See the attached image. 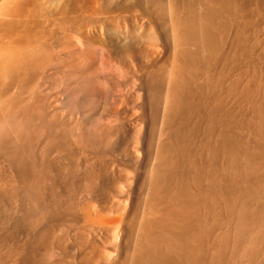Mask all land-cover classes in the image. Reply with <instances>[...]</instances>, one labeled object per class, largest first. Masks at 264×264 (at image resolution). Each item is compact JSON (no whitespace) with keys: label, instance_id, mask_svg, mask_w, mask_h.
I'll return each instance as SVG.
<instances>
[{"label":"rangeland","instance_id":"374dc122","mask_svg":"<svg viewBox=\"0 0 264 264\" xmlns=\"http://www.w3.org/2000/svg\"><path fill=\"white\" fill-rule=\"evenodd\" d=\"M6 8L19 19L6 23L0 118L74 202L25 231V181L0 158V264H132L149 222L180 226L176 201H153L167 167L169 199L199 205L207 257L224 247L227 264H247L242 248L258 239L264 256V220L242 231L229 205L264 213V0H0Z\"/></svg>","mask_w":264,"mask_h":264},{"label":"bare ground","instance_id":"6f19581e","mask_svg":"<svg viewBox=\"0 0 264 264\" xmlns=\"http://www.w3.org/2000/svg\"><path fill=\"white\" fill-rule=\"evenodd\" d=\"M15 12L12 8H6L0 11V77L1 83L6 76V23L12 21L17 23L19 19L18 13L14 18L6 21V16ZM16 26V25H15ZM193 32V31H192ZM16 31L11 29V34ZM34 43L38 46H32V56L35 57L42 43L40 35H34ZM194 37V32L191 38ZM198 43H203L204 36L198 34L195 36ZM14 38L12 41L16 42ZM38 39V41H37ZM30 45V44H29ZM31 50L29 54L31 55ZM46 65L58 66V62H47ZM6 84H0V95L4 93ZM78 127V125H76ZM14 129H16L14 127ZM17 131V130H16ZM17 133V132H15ZM13 134L8 130L6 120L0 118V158L6 161V155L11 157L19 169V175L24 179L25 184L21 190L23 198V216L25 231L29 232L39 229L44 222L52 216L69 215L72 211L74 199L71 195L61 199L58 187L52 182L46 181L45 167L46 164L37 161L35 154L27 144H16L13 141ZM72 153L76 156L78 152V140H73ZM175 169L170 167L165 169L164 184L154 197V202L163 207L164 210L169 209V203L174 200L180 207L178 211L171 210V216L179 219L180 226L178 231H173L170 226V220L160 219L149 222L147 234L142 243L135 249L134 260L132 264H227L225 258V248L222 247L213 256L207 257L203 248V238L207 234L206 228L203 226V220L199 217V205L190 201L182 192L169 199L168 186L172 184ZM161 174H157L159 179ZM48 187L50 192L45 194L44 190ZM6 194V193H5ZM233 211L237 214L238 227L244 231L249 226H258L263 223V209L259 208L252 214L249 211V204H237L229 202ZM232 211V212H233ZM148 226V225H147ZM51 236V230L45 229L41 232L37 239L34 240V248L43 247L47 244ZM259 240V239H258ZM245 243L242 248V258L246 259L247 264H264V256L259 258L257 241ZM28 240L26 246L29 244ZM238 248V247H237Z\"/></svg>","mask_w":264,"mask_h":264}]
</instances>
